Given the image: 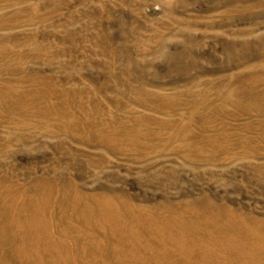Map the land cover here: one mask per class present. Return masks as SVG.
Segmentation results:
<instances>
[{
	"label": "rangeland",
	"instance_id": "obj_1",
	"mask_svg": "<svg viewBox=\"0 0 264 264\" xmlns=\"http://www.w3.org/2000/svg\"><path fill=\"white\" fill-rule=\"evenodd\" d=\"M53 178L148 219L77 208L40 228L54 258L140 264L129 240L176 232L181 264H264V0H0V214Z\"/></svg>",
	"mask_w": 264,
	"mask_h": 264
},
{
	"label": "bare ground",
	"instance_id": "obj_2",
	"mask_svg": "<svg viewBox=\"0 0 264 264\" xmlns=\"http://www.w3.org/2000/svg\"><path fill=\"white\" fill-rule=\"evenodd\" d=\"M74 185H70L66 182L58 185L54 178L43 179L34 183L28 192L21 190L17 192V195L13 192L3 193L7 198H3L4 201H1V206L4 208H1V218H3L9 229H11L12 226L16 227L11 236L13 240L18 242L11 248L14 260H16H12L14 264H77L75 261H64L54 258L55 256L47 251L49 248L41 243L40 235V228L46 224L52 225L57 231L54 230L56 232L54 234V236H56L55 238L60 239L65 237L63 235L64 227H60V225H64L70 215H74L77 208H81L78 211L79 218H82V220L94 219L98 224H101L102 221L109 216L110 212L108 209L113 210L119 218V214L122 212L125 217L129 215L127 219L132 221L144 223V220H148L145 215L136 211L135 208L129 204L130 202L128 203V201L121 200L119 195L99 194L98 192V194L94 192L89 193L80 190ZM81 205H84V207H80ZM116 206L122 208L123 211L115 209L114 207ZM253 220L254 219H250V221ZM237 221L242 225L247 223L243 215L237 217ZM59 235L62 237H58ZM69 237H72L71 244H73L75 252L81 250L83 253L92 246L97 247L100 243L103 244L108 241V239L99 241L93 238L86 243L81 238L89 237L86 234H81L79 238L73 236ZM134 237L139 236L135 235ZM164 240L167 243L166 251L168 254H165L162 249H149L150 244H143L139 238H137L136 241L129 240L130 249L128 251L141 252V255L144 254L145 259L141 261L140 264H181V260L177 257L181 256L178 251V246L182 243L180 234L174 232L171 236L164 237ZM186 263L199 264L200 262L186 260ZM202 263L207 264V262Z\"/></svg>",
	"mask_w": 264,
	"mask_h": 264
}]
</instances>
